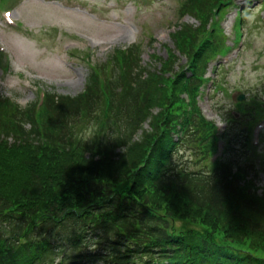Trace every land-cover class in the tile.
<instances>
[{"label": "trees", "instance_id": "trees-1", "mask_svg": "<svg viewBox=\"0 0 264 264\" xmlns=\"http://www.w3.org/2000/svg\"><path fill=\"white\" fill-rule=\"evenodd\" d=\"M235 1L184 0L197 24L177 23L167 57L117 48L40 112L0 96V264H264L263 150L248 147L264 105H242L244 154L230 135L213 163L199 105Z\"/></svg>", "mask_w": 264, "mask_h": 264}, {"label": "rangeland", "instance_id": "rangeland-1", "mask_svg": "<svg viewBox=\"0 0 264 264\" xmlns=\"http://www.w3.org/2000/svg\"><path fill=\"white\" fill-rule=\"evenodd\" d=\"M183 3L184 0H0V46L5 44L7 49L0 50V95L22 106L39 101L42 91L77 95L85 87L89 61L102 62L113 48L134 43L144 47L145 64L152 60L154 52L166 56L167 47L174 46L171 35L177 23L197 24L190 15L179 21ZM236 5L241 8L231 7L218 26L228 37L224 47L234 48L206 69L207 77L217 74L216 84L225 90L216 89L215 84L200 104L223 133L240 137L248 132L244 123L249 120L238 116L233 125L227 124L226 119L242 110L231 96L239 90L246 95V101L252 97L264 101V0H236ZM237 10L242 16L239 46L235 36ZM6 13L13 14L16 28L2 19ZM237 47L242 49L235 54ZM14 66L21 69L20 79L29 80L19 89L9 86L19 83L14 79ZM259 130L261 134L255 132L252 136V144L262 141L263 154H255L257 162L264 159V124ZM231 146L236 157L242 156L244 135ZM258 184L264 186V171Z\"/></svg>", "mask_w": 264, "mask_h": 264}, {"label": "clouds", "instance_id": "clouds-1", "mask_svg": "<svg viewBox=\"0 0 264 264\" xmlns=\"http://www.w3.org/2000/svg\"><path fill=\"white\" fill-rule=\"evenodd\" d=\"M21 71V69H18L16 66H14L13 68V75H14V79L19 80L18 84H10V87H13L14 89H19L20 87L24 86L25 81H29L27 78L24 79H20L19 77V72Z\"/></svg>", "mask_w": 264, "mask_h": 264}, {"label": "water", "instance_id": "water-1", "mask_svg": "<svg viewBox=\"0 0 264 264\" xmlns=\"http://www.w3.org/2000/svg\"><path fill=\"white\" fill-rule=\"evenodd\" d=\"M236 101H240L244 99V96L242 94H238L237 96L234 97Z\"/></svg>", "mask_w": 264, "mask_h": 264}]
</instances>
